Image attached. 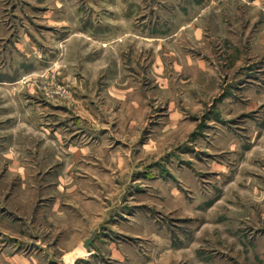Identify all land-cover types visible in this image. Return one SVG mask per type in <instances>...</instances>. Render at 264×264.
Segmentation results:
<instances>
[{"label": "rangeland", "instance_id": "obj_1", "mask_svg": "<svg viewBox=\"0 0 264 264\" xmlns=\"http://www.w3.org/2000/svg\"><path fill=\"white\" fill-rule=\"evenodd\" d=\"M0 264H264V0H0Z\"/></svg>", "mask_w": 264, "mask_h": 264}]
</instances>
